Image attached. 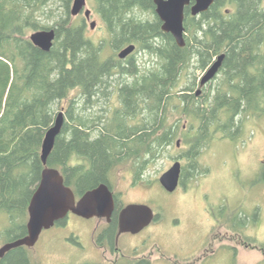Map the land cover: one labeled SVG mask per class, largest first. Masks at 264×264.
Wrapping results in <instances>:
<instances>
[{"label":"trees","instance_id":"obj_1","mask_svg":"<svg viewBox=\"0 0 264 264\" xmlns=\"http://www.w3.org/2000/svg\"><path fill=\"white\" fill-rule=\"evenodd\" d=\"M48 1L0 0V218L9 222L0 229L4 244L27 235L28 209L45 168L41 151L57 117L55 106L80 89L86 112L96 99L110 96L116 76L135 73L133 60L102 57L103 46L88 39L84 24L75 23L70 16L71 0H64L61 21L53 27L40 26L37 13L44 11ZM95 1L113 47L119 50L136 45L149 50L160 59L161 67L133 83H120L123 106L111 117H83L72 102L47 165L58 169L66 185L83 195L108 183L114 167L154 158L157 149L171 145L176 137L177 125L168 127L166 117L182 71L194 60L205 70L214 58L225 54L223 78L214 91L203 101L193 94L182 97L183 113L192 119L194 131L184 156L192 163V177L206 174L198 163L204 148L217 135L239 141L245 121L264 116L262 0H215L200 17L192 16L187 7L183 48L162 31L154 0ZM136 8L155 18L142 20ZM31 28L55 29L50 52L35 47L27 38ZM125 62L131 69L124 67ZM144 109H149L150 119L129 126V120ZM95 132L97 138H93ZM187 177L185 173L183 183ZM31 260L29 248L21 247L8 252L0 264H34ZM126 264L152 262L144 257Z\"/></svg>","mask_w":264,"mask_h":264},{"label":"rangeland","instance_id":"obj_2","mask_svg":"<svg viewBox=\"0 0 264 264\" xmlns=\"http://www.w3.org/2000/svg\"><path fill=\"white\" fill-rule=\"evenodd\" d=\"M72 4L73 0L70 8ZM64 7V0L48 1L44 11L37 13V22L40 26H55L65 17ZM87 8L94 14L86 23V37L103 46L104 59L115 55L120 60L118 54L122 48L116 50L111 44V37L97 13L96 1L88 0ZM135 12L142 20L153 21L155 18L150 12ZM72 19L81 24L79 17ZM92 21L97 23L94 30L91 29ZM39 30L29 29L27 38ZM129 59L133 60L135 73L116 76L110 98L96 99L94 107L85 112V99L81 90L76 89L55 106L56 116L64 112L68 119L67 112L74 102L78 114L83 117H111L120 109L118 85L133 83L137 77L149 75L161 67L160 59L149 50L137 48ZM124 67L131 69L127 62ZM206 72L207 69H199L197 60L192 61L182 71L173 89L177 95L169 105L166 117L168 127L177 125L173 143L157 149L154 158L141 159L145 162L140 164V174L137 173L138 165L135 166L138 163L133 160L109 172V183L121 206H149L160 220L138 235H121L119 251L113 253L107 248L101 249L95 242V237L105 227V220H87L70 214L62 224L45 230L37 244L29 249L34 264H126L144 257L152 264H264V116L247 119L244 135L237 142L217 135L198 158L199 165L208 171L206 174L192 177V163L186 160L188 177L184 188L180 186L175 193H169L160 184L161 176L189 148L194 133L193 122L183 113L182 97L196 94ZM222 78L223 74L219 75L196 100H205ZM146 118L150 119L149 109L129 120V126L141 125ZM195 123L197 126L198 122ZM184 125H187L186 131ZM97 136L95 132L93 138ZM75 193L78 199L80 195ZM8 226L9 222L1 217L0 229ZM3 245L0 241V248Z\"/></svg>","mask_w":264,"mask_h":264},{"label":"water","instance_id":"obj_3","mask_svg":"<svg viewBox=\"0 0 264 264\" xmlns=\"http://www.w3.org/2000/svg\"><path fill=\"white\" fill-rule=\"evenodd\" d=\"M215 0H154L155 12L162 23V31L171 34L180 48L186 46L185 10L190 7L191 15L197 17L206 13ZM87 0H73L70 8L71 17H78L85 12L86 19L90 20L92 12L86 9ZM92 21L91 29L96 28ZM31 43L44 52H50L56 40L55 29L39 30L29 37ZM136 45L123 48L118 58L126 60L136 51ZM225 59V54L220 55L215 63L207 70L201 84L205 85L213 80L220 71ZM200 93V91H199ZM65 113L60 112L54 125L46 133L41 160L45 166L41 181L35 190L29 205V220L27 235L13 242L4 244L0 248V259L13 249L27 247L33 248L45 230H50L57 223L74 214L84 219L107 218L111 219L115 211V198L108 185L101 184L97 188L86 192L77 200L74 190L67 186L65 177L56 169L47 165L52 154L56 139L61 134L65 124ZM182 165L176 162L160 178L161 186L169 193L177 190L180 184ZM154 211L146 205H129L122 209L119 217V236L121 234H138L149 227L155 220Z\"/></svg>","mask_w":264,"mask_h":264},{"label":"flooded vegetation","instance_id":"obj_4","mask_svg":"<svg viewBox=\"0 0 264 264\" xmlns=\"http://www.w3.org/2000/svg\"><path fill=\"white\" fill-rule=\"evenodd\" d=\"M87 5H88V0H87ZM87 5H86L85 10L88 9V8H87ZM89 10H90V9H89ZM136 10H139V9L136 8ZM91 12H92V15H91V19H92V16H93V14H94V11L91 10ZM227 12H228V11H227ZM97 13H98V12H97ZM98 15H99V13H98ZM83 16L85 17V12H82L78 17L81 19V20H80V23H81V24H84V26L86 27V23L89 22L91 19L88 20V19H86V17L84 18ZM200 16H201V15H199V16H197V17H200ZM95 22H96V21H95ZM136 50H137V48H136ZM130 57H131V56H130ZM130 57H128L126 60H123V61H128V59H129ZM214 63H215V62H214ZM214 63H211V64L209 65V67H207V70H208V69H209ZM222 68H223V65H222L220 71L218 72L217 76H216L213 80H211L210 82H208V83L205 84V85H202V84L200 83V87H199V89L197 90V92H196V94H195L196 98L201 97L202 94H203V90H204L205 88H208V87L212 86V85L215 83L217 77H219V75H222V74H223ZM205 74H206V73H205ZM203 77H204V76H203ZM202 79H203V78H202ZM201 81H202V80H201ZM121 83H122V82H121ZM199 91H200V93H199ZM118 94H119V93H118ZM190 95H191V94H190ZM112 96H114V95H112ZM118 96H119V95H118ZM109 98H110V96H109ZM119 103H120L119 105H120V108H121L123 105H122V103H121L120 98H119ZM138 126H140V124H138ZM186 129H187V125H184V126H183V130L186 131ZM186 160H188V158L185 157L184 155H183V156L181 155L180 158H179V159H176L175 162L173 163V165H174L176 162H180L181 165H182V173H181V176H180V184H179L177 190L180 188V186H182L183 188H184V186H185L184 183H183V180L185 179V172H186V170H187L186 165L184 164V161H186ZM188 161H189V160H188ZM137 171H138L137 173L140 174V160H139V162H138ZM101 184H103V183H100L99 185H101ZM104 184L108 185L109 189L113 192L112 187H111L109 181H108V183H104ZM138 184L140 185V181L138 182ZM99 185H97L95 188H97ZM95 188H93V189H95ZM180 189H181V188H180ZM91 190H92V189H91ZM177 190H176V191H177ZM176 191H175V192H176ZM175 192H173V193H175ZM113 194H114V198H115V205H116V207H115V211H114V213H113L111 219L108 220L107 218H98V217H95V218H92V220H96V219L105 220V227H104V229L101 231V233L98 234V235L95 237V242L100 246L101 249H103V248H107V249L110 250L111 252L116 253V252L119 251L118 239H119V237H120L121 235H123V234H121V235L119 236V217H120V213H121L122 209L125 208V206H124V207L121 206V205L119 204V201H118V199H117V197H116V195H115L114 192H113ZM83 195H84V194H83ZM83 195H80V196L78 197L77 200H79ZM78 217H79V216H78ZM80 218H81V217H80ZM82 219H84V218H82ZM159 220H160V216H156V218H155L154 221H159ZM64 221H66V219L63 220V221H61V222H59V223H57L56 226L59 225V224H62ZM112 227H113V230L111 231ZM143 231H144V230H143ZM140 233H141V232H140ZM140 233H138V234H140ZM126 234H132V233H126ZM138 234H132V235H138ZM214 253H215V252H214Z\"/></svg>","mask_w":264,"mask_h":264}]
</instances>
